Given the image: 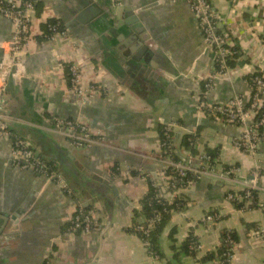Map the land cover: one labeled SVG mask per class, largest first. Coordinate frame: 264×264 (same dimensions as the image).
Returning <instances> with one entry per match:
<instances>
[{"label":"crops","instance_id":"crops-1","mask_svg":"<svg viewBox=\"0 0 264 264\" xmlns=\"http://www.w3.org/2000/svg\"><path fill=\"white\" fill-rule=\"evenodd\" d=\"M211 2L237 56L230 75L217 76L216 90L207 96L203 84L215 74L214 54L187 3L123 0L117 7L114 0H43L36 7L29 53L14 69L16 76L7 78L5 109L18 120L13 132L28 139L73 192L13 167L12 140H0V264H43L46 257L54 264L152 263L137 229L146 223L143 200L152 195L151 181L163 198H171L162 164L145 156L159 152L161 133L170 124L181 157L183 139L197 135L196 152L216 153V170L237 166L242 173L202 178L180 192L182 204L171 211L159 239L157 264H218L202 260L222 247L226 231L236 242L229 264H264V210L244 211L226 200L227 192L247 184L256 162L264 172V143L255 157L237 150L233 140L241 127L210 119L200 108L203 99L223 104L235 95L250 98L249 77L264 74V0ZM90 7L98 14L80 21ZM53 20L67 37H44ZM142 32L148 62L146 55L134 58L137 50L127 57L128 47L143 45L137 34ZM13 35L12 22L0 17V67ZM67 66H76L84 85L100 87L102 94L82 106L70 92ZM51 115L83 121L113 148L69 146L51 131ZM258 195L264 203V192ZM79 210L92 216L94 228L68 236ZM210 214L219 219L203 221ZM190 235L197 239L195 257L179 251Z\"/></svg>","mask_w":264,"mask_h":264},{"label":"built area","instance_id":"built-area-1","mask_svg":"<svg viewBox=\"0 0 264 264\" xmlns=\"http://www.w3.org/2000/svg\"><path fill=\"white\" fill-rule=\"evenodd\" d=\"M43 0H0V17L9 20L14 26V35L8 42L5 59L0 67V140H12L11 164L13 167L33 171L37 174L56 180L62 186L67 194L72 195V189L67 182L55 173L49 161L44 159L33 148L31 142L15 134L11 128L17 119L7 113L6 91L7 78L16 76L14 69L17 68L29 53V43L31 40L32 22L36 12V6ZM173 2H185L189 5L191 11L196 16L200 28L203 32L204 43L214 54V76L209 77L203 84V96L212 94L216 90L215 78L217 76H228L232 70L230 62L233 60L235 51L230 41L228 33L221 31L220 16L214 9L211 0H170ZM117 7L124 5L123 0H114ZM44 37L50 41H55L58 37H67L68 32L60 22L47 23ZM70 74V92L83 106L93 101L95 97L102 94V90L97 86H86L82 81L80 71L76 66L69 68ZM251 95L247 99L243 95H235L226 103L207 102L203 99L200 103L201 112L206 117L212 118L225 124H233L241 127V133L234 138L233 146L253 157L257 155L260 146L264 143V74L257 73L249 77ZM51 131L60 135L69 146L73 148H92L94 146L113 148L106 141L101 132H93L87 125L79 119H66L58 115H51ZM174 125L170 124L163 129V138L159 145L161 158L155 156H145L157 160L162 164L164 172L171 168L176 175L170 176L172 183L169 187L170 200L163 198L159 191V184L151 181V188L154 193L150 201H155L161 205H170L173 200L179 197L182 190L183 178L187 173H191L198 179L206 177H225L235 178L242 173L241 167H230L224 171H218L215 168V159L203 152L193 155L188 150L183 151L180 160H174L173 153L180 154L172 141V129ZM198 138L191 140V145L197 144ZM263 168L256 162L250 170L247 184L240 190L229 191L226 194V200L232 202L239 209L247 211L257 207L264 210V203L258 198L255 199L254 192H264L261 182L264 180ZM150 175H148V178ZM191 182V181H189ZM191 184V183H190ZM161 213H156L153 220L145 225L138 226L137 229L146 239L142 238L145 247L148 250L152 263L157 264L160 256L150 250V244L147 240L154 225L161 221ZM219 218L214 214L207 215L203 221L215 222ZM94 221L90 214H84L82 210L70 220L66 228V235L73 236L78 231L91 232L94 228ZM225 248L221 260L218 264H229L235 257V246L233 234L230 231L225 232L223 238ZM194 247L192 246L191 252ZM43 264H54L50 257H46Z\"/></svg>","mask_w":264,"mask_h":264},{"label":"trees","instance_id":"trees-1","mask_svg":"<svg viewBox=\"0 0 264 264\" xmlns=\"http://www.w3.org/2000/svg\"><path fill=\"white\" fill-rule=\"evenodd\" d=\"M41 2H39L37 4V6L40 5ZM36 6V7H37ZM55 21H50L49 23H54ZM235 51V55L237 56V47L235 49H233ZM233 62H230V65L233 66ZM66 71H69V67L67 66L66 67ZM162 134H163V131L161 133V137H162ZM198 138L197 135H191V136H187L183 139L182 143H181V148H184L185 150H188L189 152H191L193 155H198V152H196V146L195 145H191V140H194ZM176 150L178 151V148H176ZM207 154L212 156L213 159L216 158V153H214L213 151H210L208 150L207 151ZM161 153L160 152H157L154 154V156L159 159L161 158ZM175 159L174 160H177L179 161L180 160V154L178 153H173L172 155ZM50 165L53 166L50 162ZM176 175L175 172L169 168L168 170H166L164 172V181L166 184H168V186L170 187V184L172 183V180L169 179L170 176H174ZM183 183H181V186H183L184 188H187L190 183H194V182H198L200 181V179H198L196 176H194L193 174L191 173H187L185 175V177L183 178ZM191 181V182H189ZM154 193V189H150V195ZM254 195H255V199H257V197L259 196L257 193L254 192ZM151 196H147L146 198H144L143 200V207H142V218L145 219L146 223L150 220H153L154 216L156 213H161L162 216H161V221L156 223L154 225V228L151 230L150 234H149V237L147 238L149 244H150V250L154 251L156 254H158L159 256H161V249H160V246H159V239L164 231V227H165V224L166 222L168 221L169 219V216H170V213L172 210H174V208H179L180 205L182 204V200H179V199H175L173 201L172 204H166V205H161L155 201H150ZM177 208V209H178ZM138 235L140 236V238H144L146 239L141 233H138ZM234 237V236H233ZM223 238H225V232L223 234ZM235 238V237H234ZM197 239L193 236L190 235V237H188V240L181 245V247L179 248V251L181 253H184V254H189V252L191 253V248L192 246H196L197 245ZM235 240V239H234ZM225 251V248L222 244V247L218 249V251L216 252V254H208L206 257H204V259L202 260L203 262L205 261H211V260H218V262L221 260L222 258V254L224 253ZM191 256H194L196 255V251L194 250L193 253L189 254Z\"/></svg>","mask_w":264,"mask_h":264},{"label":"water","instance_id":"water-1","mask_svg":"<svg viewBox=\"0 0 264 264\" xmlns=\"http://www.w3.org/2000/svg\"><path fill=\"white\" fill-rule=\"evenodd\" d=\"M125 10H126V16H128V17H130V18H132V20H133V16H132V13H131V8L130 7H126L125 8ZM98 9L97 8H95V7H90V8H88L87 9V11L85 12V13H83L82 12V14H80V16H79V20L80 21H82V22H85L86 20H90L89 18H91V17H94L96 14H98ZM132 22V21H131ZM136 22V21H135ZM140 27V26H139ZM138 34V40L143 44V45H138L137 43H135V46H133V47H128V49H127V52H128V55H127V57H130L129 55L131 54H133V51L134 50H137V54H136V51H135V59H138V60H140L141 61V59L144 57V55H146V57H145V59H144V62H148L149 60H150V55H147L146 54V51L148 50V46H147V43H146V41H147V39H148V37H147V35L145 34V32H142V33H137ZM119 40H121L122 39V37H120V38H118ZM127 44V43H126ZM125 44V46H127ZM134 66V65H133ZM135 67H136V65H135ZM137 67H139V68H141V66H137ZM167 195H169V192L167 193ZM12 220V219H11ZM14 223V222H13Z\"/></svg>","mask_w":264,"mask_h":264},{"label":"rangeland","instance_id":"rangeland-1","mask_svg":"<svg viewBox=\"0 0 264 264\" xmlns=\"http://www.w3.org/2000/svg\"><path fill=\"white\" fill-rule=\"evenodd\" d=\"M148 157V156H147Z\"/></svg>","mask_w":264,"mask_h":264}]
</instances>
